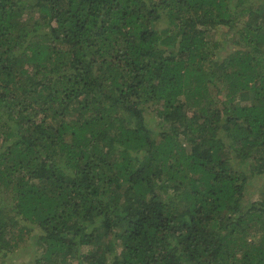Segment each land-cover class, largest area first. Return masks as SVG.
Segmentation results:
<instances>
[{"label":"trees","instance_id":"obj_1","mask_svg":"<svg viewBox=\"0 0 264 264\" xmlns=\"http://www.w3.org/2000/svg\"><path fill=\"white\" fill-rule=\"evenodd\" d=\"M253 178L264 0H0V264H264Z\"/></svg>","mask_w":264,"mask_h":264},{"label":"rangeland","instance_id":"obj_2","mask_svg":"<svg viewBox=\"0 0 264 264\" xmlns=\"http://www.w3.org/2000/svg\"><path fill=\"white\" fill-rule=\"evenodd\" d=\"M208 26L211 27V30H210L211 35H209V38L211 40L217 39V40L222 42V45H224V46L218 47L216 50H219L222 54L227 55L228 51H226V49H227L226 47H227V45H229V48L233 49V41H234L235 37H229V38L227 37L226 38V33H225L226 30H224V26L223 27L218 26L214 23H210V24H208ZM224 55H222V56H224ZM150 111H151V109H150ZM153 113L154 112H148L147 113V119L148 120H150L153 117ZM155 124H156V119H155ZM262 182L263 181L261 178L251 179L250 183L247 185V190H246L247 194L245 196L244 204H246L248 206V205H250V202H252L253 200L258 199V198H264V195L260 191V187L262 186ZM20 227L21 226L16 225L13 228H9L8 230L11 233L8 234L7 238L9 239L12 236L17 235L19 233ZM31 236L29 237V235L27 234L25 237V240L20 243V246H28V244H30L35 239L34 237L31 238ZM30 249L33 250L32 247L31 248L26 247L25 251L30 250ZM1 259L2 258H0V260ZM7 261H8L7 264H31L30 256H26V254L24 252H19V253L17 252L15 254L11 253L7 257ZM76 264H77V262H76Z\"/></svg>","mask_w":264,"mask_h":264}]
</instances>
